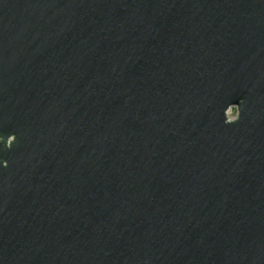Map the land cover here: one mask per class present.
<instances>
[{"label": "water", "instance_id": "1", "mask_svg": "<svg viewBox=\"0 0 264 264\" xmlns=\"http://www.w3.org/2000/svg\"><path fill=\"white\" fill-rule=\"evenodd\" d=\"M0 264H264V0H0Z\"/></svg>", "mask_w": 264, "mask_h": 264}, {"label": "clouds", "instance_id": "2", "mask_svg": "<svg viewBox=\"0 0 264 264\" xmlns=\"http://www.w3.org/2000/svg\"><path fill=\"white\" fill-rule=\"evenodd\" d=\"M229 107L231 108V112H234V115L231 117L230 120H226V122L231 124V123H235V122L238 121L239 116H240V110H239V107L236 106V105H232V106H229ZM14 141L12 142V144L14 143ZM5 167H7L6 164H5Z\"/></svg>", "mask_w": 264, "mask_h": 264}, {"label": "rangeland", "instance_id": "3", "mask_svg": "<svg viewBox=\"0 0 264 264\" xmlns=\"http://www.w3.org/2000/svg\"><path fill=\"white\" fill-rule=\"evenodd\" d=\"M228 111L232 114V116L234 115V112H231V108Z\"/></svg>", "mask_w": 264, "mask_h": 264}]
</instances>
